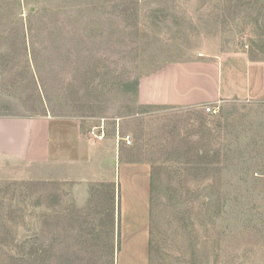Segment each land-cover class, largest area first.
<instances>
[{"label":"rangeland","instance_id":"374dc122","mask_svg":"<svg viewBox=\"0 0 264 264\" xmlns=\"http://www.w3.org/2000/svg\"><path fill=\"white\" fill-rule=\"evenodd\" d=\"M260 40L264 0H0V264H133L110 175L77 199L24 157L98 118L150 169L144 264H264V103L168 104L201 56Z\"/></svg>","mask_w":264,"mask_h":264},{"label":"crops","instance_id":"0c3cea01","mask_svg":"<svg viewBox=\"0 0 264 264\" xmlns=\"http://www.w3.org/2000/svg\"><path fill=\"white\" fill-rule=\"evenodd\" d=\"M197 64L193 86L171 89L168 104L199 109L203 104L230 101L264 103V40L251 48L201 56ZM50 126L48 146L34 141L29 149L34 155L24 157L48 159L51 181L67 185L77 199L89 193L91 184L102 181L101 176L110 175L119 200L116 229L125 240V254L137 256L129 258L133 264H144L141 255L149 235V166L128 160L131 152L127 146L115 144L112 124L107 125L113 130L111 137L101 143L88 138L89 123L79 119L52 121ZM131 206L138 213L133 219L128 215Z\"/></svg>","mask_w":264,"mask_h":264},{"label":"built area","instance_id":"2783aa9c","mask_svg":"<svg viewBox=\"0 0 264 264\" xmlns=\"http://www.w3.org/2000/svg\"><path fill=\"white\" fill-rule=\"evenodd\" d=\"M207 114H216L218 111L217 106H208L204 109ZM120 118L112 119L113 127H114V139L115 144L119 146L123 144L124 146H130L132 143L131 136L129 134H121L120 133ZM107 133V119L106 118H98L95 120V123L90 126L87 136L88 138L96 143H101L105 140Z\"/></svg>","mask_w":264,"mask_h":264}]
</instances>
